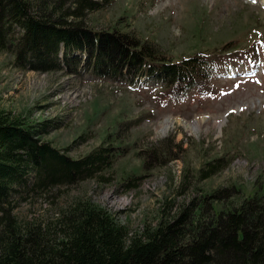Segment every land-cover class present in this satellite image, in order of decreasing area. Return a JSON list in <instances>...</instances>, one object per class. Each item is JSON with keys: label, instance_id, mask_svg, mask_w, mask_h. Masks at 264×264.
Instances as JSON below:
<instances>
[{"label": "rangeland", "instance_id": "obj_1", "mask_svg": "<svg viewBox=\"0 0 264 264\" xmlns=\"http://www.w3.org/2000/svg\"><path fill=\"white\" fill-rule=\"evenodd\" d=\"M84 20L98 32L119 27L174 60L200 53L224 64L205 84L176 97L150 81L112 80L80 67L69 74L21 68L12 53L0 50V109L35 127L52 121L54 127L41 139L70 147L73 158L100 144L129 146L104 170L106 180L82 179L21 201L14 209L18 218L54 217L55 207L82 197L112 212L131 233L155 224L167 200L179 204L226 190L228 196L211 203L219 211L262 191L264 0H112L86 12ZM170 121L166 131L159 128ZM84 132L85 140L73 142ZM163 139L172 141L174 156L163 165L146 166L141 151ZM217 157L227 160L224 168L205 179L192 178ZM184 173L190 174L186 182ZM133 176L138 179L126 185Z\"/></svg>", "mask_w": 264, "mask_h": 264}, {"label": "trees", "instance_id": "obj_2", "mask_svg": "<svg viewBox=\"0 0 264 264\" xmlns=\"http://www.w3.org/2000/svg\"><path fill=\"white\" fill-rule=\"evenodd\" d=\"M111 2L0 0V50L12 53L14 65L21 68L69 74L80 67L112 80L146 75L176 95L210 76L213 61L199 54L174 60L119 27L98 32L85 26L86 12ZM20 117L0 109V264H264V187L219 211L211 203L221 194L228 196L226 190L179 204L167 200L159 206L155 224L131 233L112 212L82 197L55 207L54 217L18 218L14 209L21 201L46 197L82 179L106 180L104 170L129 147L100 144L73 158L70 147L41 139L54 127L52 121L35 127ZM86 136L84 132L73 142ZM147 146L141 151L146 166L163 165L174 156L168 139ZM223 161H207L192 178L220 171ZM183 176L186 182L190 174ZM136 179L129 177L125 184Z\"/></svg>", "mask_w": 264, "mask_h": 264}, {"label": "bare ground", "instance_id": "obj_3", "mask_svg": "<svg viewBox=\"0 0 264 264\" xmlns=\"http://www.w3.org/2000/svg\"><path fill=\"white\" fill-rule=\"evenodd\" d=\"M171 124H172L171 121L168 123L165 122V123H162V125L159 128H161L162 131H166L171 126Z\"/></svg>", "mask_w": 264, "mask_h": 264}]
</instances>
